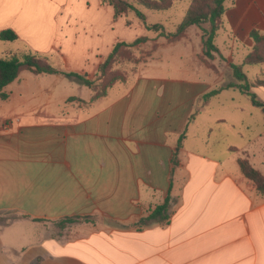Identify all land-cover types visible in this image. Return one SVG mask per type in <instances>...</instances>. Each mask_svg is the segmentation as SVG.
Wrapping results in <instances>:
<instances>
[{"label":"crops","instance_id":"0c3cea01","mask_svg":"<svg viewBox=\"0 0 264 264\" xmlns=\"http://www.w3.org/2000/svg\"><path fill=\"white\" fill-rule=\"evenodd\" d=\"M224 7L205 64L195 26L171 40L100 0H0V32L17 36L5 53L62 72L91 79L116 43L147 38L134 79L96 102L61 74L23 71L4 88L0 216L15 218L0 222V264H264V196L239 167L264 178V89L250 90L262 107L237 88L204 99L234 83L250 32L264 35V0ZM166 199V221L141 223ZM68 218L87 221L52 226Z\"/></svg>","mask_w":264,"mask_h":264},{"label":"trees","instance_id":"16d2710c","mask_svg":"<svg viewBox=\"0 0 264 264\" xmlns=\"http://www.w3.org/2000/svg\"><path fill=\"white\" fill-rule=\"evenodd\" d=\"M183 0H133L128 3L124 0H100L103 5L110 6L113 11V18L116 20L120 16H127L129 13H134L139 20L141 26L148 32H153L160 36H170L171 40H176L182 36L185 30L190 26H200L207 23L208 27L204 29L202 35V56L201 61L207 64L206 59L212 58L213 53L218 50L215 46V39L217 34L223 28V15L225 11V0H189V7L182 19L177 25L176 30L171 35H166L164 27L160 24H147L145 17L139 8L151 12H166L176 2ZM129 23V21H127ZM250 38L253 42V48L248 53L240 65H231L234 83H228L212 90L204 96L208 99L215 96L223 89L237 88L242 93L250 96L252 104L262 107L261 102L256 99V96L250 92L253 88L264 89V71L254 80H249L243 69L246 67H264V35L256 30L250 32ZM0 40L3 42H15L17 36L9 30L0 32ZM147 40L146 37H139L131 43L120 42L116 43L110 53L99 64L94 79L88 78L87 75H80L72 72H62L54 68L48 59L36 52L18 50L7 53L4 57H0V100L6 99L7 95L3 93L5 87L14 82L21 72L28 71L35 75L45 74L54 75L61 74L70 80L76 81L88 88L90 91L89 103L98 101L100 98L106 96L108 90L114 86L112 80L107 83L102 91L96 90L97 77H104L110 68L125 52L131 53L132 49L137 47ZM128 81L121 80L118 84H126ZM71 100V99H70ZM79 102H82L78 99ZM239 167L242 174L249 179L255 186L256 190L264 196V178L246 160L239 161ZM170 203L169 199L157 206L148 217L141 220V223L162 222L166 221L169 216ZM63 221L79 222L87 221V218H68Z\"/></svg>","mask_w":264,"mask_h":264},{"label":"rangeland","instance_id":"374dc122","mask_svg":"<svg viewBox=\"0 0 264 264\" xmlns=\"http://www.w3.org/2000/svg\"><path fill=\"white\" fill-rule=\"evenodd\" d=\"M124 1H126L128 3L133 2V0H124ZM188 7H189V0H183L180 2H176L166 12L157 13V12H151L148 10H144L142 8H139V9L141 12H143L145 14L147 24H160L164 27L165 32L167 31V32L173 34L176 30L177 25L182 21ZM124 17L127 19V21H130V19L132 20V19L136 18L134 13H129L127 16H124ZM195 27H198L203 32L204 29H206L208 27V24L203 23L200 26H195ZM150 34H151V32H150ZM221 37L222 36H220V38L217 41V46L220 50V53L226 54V52H228V50L225 47V39L221 38ZM6 44L8 46L11 45L10 43H4L3 41L0 42V57H4L7 54L5 52L8 48V46L7 47L3 46ZM20 50L31 51L30 49H27V48H23ZM143 54L144 53L138 51V49H132L131 53L125 52L124 54H122V56L116 61V63L110 68V70L107 72V74L104 77H97L96 90L102 91L103 88L106 87L107 83L110 82V80H112L114 85H117L118 83H120L121 80H125V82H126V81H129L131 79H134V77L136 75V68L143 62V60L145 58ZM237 60H239V57H236V62H239V63H234V64H240L241 63V60H239V61H237ZM48 61H49V59H48ZM49 63H50V61H49ZM261 69H262L261 73H263L264 67L261 66ZM95 75H96V73H95ZM95 75L91 79H94ZM258 75H259V67L256 66V67H253L252 69H250V68L247 69V76L249 78H254V77H257ZM14 218H15V216H13V215H3V216H0V222H6L9 220H13ZM74 223L68 222V221H57V222H52V226L54 228H59L60 230H63L65 227L70 226L71 224H74Z\"/></svg>","mask_w":264,"mask_h":264}]
</instances>
